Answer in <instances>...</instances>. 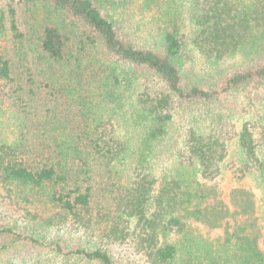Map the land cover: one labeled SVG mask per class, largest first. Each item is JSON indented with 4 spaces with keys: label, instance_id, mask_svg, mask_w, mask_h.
I'll use <instances>...</instances> for the list:
<instances>
[{
    "label": "trees",
    "instance_id": "16d2710c",
    "mask_svg": "<svg viewBox=\"0 0 264 264\" xmlns=\"http://www.w3.org/2000/svg\"><path fill=\"white\" fill-rule=\"evenodd\" d=\"M0 33V189L75 239L0 220V264H264L247 98L264 91V0H0Z\"/></svg>",
    "mask_w": 264,
    "mask_h": 264
},
{
    "label": "rangeland",
    "instance_id": "374dc122",
    "mask_svg": "<svg viewBox=\"0 0 264 264\" xmlns=\"http://www.w3.org/2000/svg\"><path fill=\"white\" fill-rule=\"evenodd\" d=\"M5 41V34L0 33V42L3 43ZM194 62L189 66V69L191 72L195 73H201L206 72L211 67L209 64L204 62V60L199 55H194ZM235 60H230L229 62H226L224 64H221L223 66H226ZM264 94V91H260L257 93V95H252L247 98H250L252 100L253 107H255L257 110H260L261 112H264V105H261L263 101H261V98H259L261 95ZM242 104H247L248 99L245 98V96H241L240 98ZM259 111V112H260ZM240 119L245 118V114L239 111ZM1 116V115H0ZM9 129L7 127L2 128V133L4 135L9 134ZM260 138V137H259ZM262 142V141H260ZM229 150L231 154H233L235 150L234 140L230 143ZM236 179H234L233 171L230 170V168H227L226 175L223 180L220 181L219 186L227 192L231 188L236 186ZM239 183V182H238ZM242 186H245V188L251 189L257 199H260L261 193L258 185V180L255 176H247L242 180ZM260 204V203H259ZM259 225L262 230V242L264 241V209L261 207L259 209ZM52 216V211H50L48 208L43 206L41 203L38 202H26L22 200L20 197L17 198L13 196L11 193H6V191L0 189V220L3 224L11 225L16 227L19 231L25 232V233H33L34 235H39L44 233L46 230V234L43 236L51 240H60L65 241L71 245L74 246L75 239L70 236L69 234H63V233H56L52 230H47L45 227V220L50 218ZM7 244L9 246L10 240L8 239H0V244ZM264 248V245H262ZM27 248L21 247V246H14L12 249V252L8 255L10 256H21L26 255ZM17 259H15L16 261Z\"/></svg>",
    "mask_w": 264,
    "mask_h": 264
}]
</instances>
